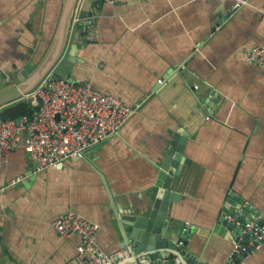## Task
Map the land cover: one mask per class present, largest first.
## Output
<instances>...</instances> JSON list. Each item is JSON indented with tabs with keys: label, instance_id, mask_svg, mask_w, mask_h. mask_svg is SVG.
<instances>
[{
	"label": "crops",
	"instance_id": "crops-1",
	"mask_svg": "<svg viewBox=\"0 0 264 264\" xmlns=\"http://www.w3.org/2000/svg\"><path fill=\"white\" fill-rule=\"evenodd\" d=\"M243 1L96 0L89 12L83 3L79 15L84 24L96 15L98 39L82 32V61L71 76L140 107L87 158L37 171L21 147L0 163V264H79L81 237L52 227L69 210L100 226L104 254L121 252L106 264H154L123 247L124 218L154 199L159 166L179 131L189 137L177 158L172 192L180 199L170 203L168 220L192 230L188 241L200 262L234 264L239 237L219 222L222 208L238 198L264 215V65L247 60L250 49L264 47V0ZM62 4L0 0V82L37 66ZM84 24L72 22L69 45ZM27 95L0 112L17 109ZM240 264H264V242Z\"/></svg>",
	"mask_w": 264,
	"mask_h": 264
},
{
	"label": "built area",
	"instance_id": "built-area-1",
	"mask_svg": "<svg viewBox=\"0 0 264 264\" xmlns=\"http://www.w3.org/2000/svg\"><path fill=\"white\" fill-rule=\"evenodd\" d=\"M84 2L78 0L72 20L74 26L84 24V19L79 15ZM241 2L244 1L237 0L236 6H240ZM85 39H98L95 23L88 26ZM247 60L264 65V47L254 46L250 49ZM27 101L35 108L32 114L0 121V163L6 162L12 152L24 147L35 161L37 171L61 168L70 158H84L89 148L118 134L140 107L125 104L114 94L102 93L91 83L74 84L65 79H53L51 75L27 95ZM22 180L23 176L15 177L11 184H18ZM256 219L264 221V215L259 214ZM52 227L63 237H81L77 246L79 264H106L121 255V252L104 254L96 241L100 226L74 210L57 215ZM262 238L264 231L258 229L255 241ZM238 239L235 253L248 251L243 244V236Z\"/></svg>",
	"mask_w": 264,
	"mask_h": 264
},
{
	"label": "water",
	"instance_id": "water-1",
	"mask_svg": "<svg viewBox=\"0 0 264 264\" xmlns=\"http://www.w3.org/2000/svg\"><path fill=\"white\" fill-rule=\"evenodd\" d=\"M95 1L86 0L83 6L84 12H89ZM77 2L78 0H63L51 44L37 66L31 72L28 70L16 72L12 76V81L4 79L0 82V110L9 102L18 101L24 95L33 92L50 75L56 80L65 79L70 83H78L71 75L73 66L82 61L79 57L80 37L90 24L96 22V15H88V20L83 26L84 30L78 31L75 40L69 45ZM7 88H9V94H3ZM3 117L4 114L0 112V121ZM188 137L185 131H179L173 135L159 166L156 184L158 189L154 199L137 214L124 218L128 228L123 230V247H132L130 257H136L134 258L136 260L141 255L140 258L145 257L148 261H155L154 264H165L174 258L180 264H185L184 262L206 264L204 260L200 262L199 257L195 256L190 248L188 234L192 230L186 227L182 229L179 224H171L168 220L170 203L180 199L179 194L172 192V183L173 177L178 175L176 169L181 163V160L178 162L177 158L179 154H183ZM85 157H88L86 153ZM253 211L254 208L250 204H245L243 200L238 203V198H234L229 199L220 212L219 222L232 230L235 236H243V244L248 248V251L234 253L232 257L234 264H240L242 259L256 249L257 245L264 242V238L255 241L258 229L264 231V221L256 219L259 214L253 215L255 213ZM145 264L150 263L145 262Z\"/></svg>",
	"mask_w": 264,
	"mask_h": 264
},
{
	"label": "trees",
	"instance_id": "trees-1",
	"mask_svg": "<svg viewBox=\"0 0 264 264\" xmlns=\"http://www.w3.org/2000/svg\"><path fill=\"white\" fill-rule=\"evenodd\" d=\"M35 108L29 101H23L17 105V109L12 110V112L5 114L3 119L18 118L24 114H32Z\"/></svg>",
	"mask_w": 264,
	"mask_h": 264
}]
</instances>
